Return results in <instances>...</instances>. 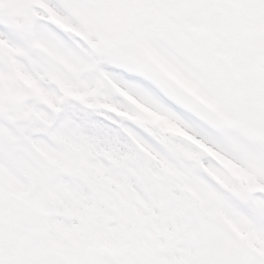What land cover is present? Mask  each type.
<instances>
[{
    "label": "snow or ice",
    "instance_id": "obj_1",
    "mask_svg": "<svg viewBox=\"0 0 264 264\" xmlns=\"http://www.w3.org/2000/svg\"><path fill=\"white\" fill-rule=\"evenodd\" d=\"M0 264H264V0H0Z\"/></svg>",
    "mask_w": 264,
    "mask_h": 264
},
{
    "label": "rangeland",
    "instance_id": "obj_2",
    "mask_svg": "<svg viewBox=\"0 0 264 264\" xmlns=\"http://www.w3.org/2000/svg\"><path fill=\"white\" fill-rule=\"evenodd\" d=\"M71 91V90H70Z\"/></svg>",
    "mask_w": 264,
    "mask_h": 264
}]
</instances>
